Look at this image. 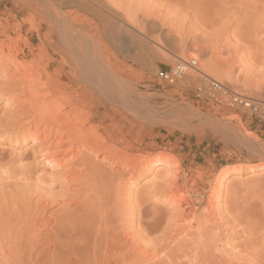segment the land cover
<instances>
[{
  "label": "rangeland",
  "instance_id": "obj_1",
  "mask_svg": "<svg viewBox=\"0 0 264 264\" xmlns=\"http://www.w3.org/2000/svg\"><path fill=\"white\" fill-rule=\"evenodd\" d=\"M102 1L105 2L106 9L108 6L111 8L112 5L111 11L108 10L114 15L109 13V16L112 15L119 22L117 24L119 29L110 27L106 30V27L104 28L96 19L93 27L89 29L97 33V41L103 38V42L115 59L128 61L131 65L130 74H127V84L133 89V99L140 100L141 105L139 107L123 106L121 103H117L118 105L112 103V105L99 99L85 98L83 104L86 110L90 108L97 114L90 124L99 123L101 128L109 126V130L113 133L117 128L112 122L116 126L120 123L125 124L124 131L131 132L128 133V138L133 144L138 145L137 150L132 152L135 155L154 154L162 160L163 154H169L178 159L188 175L196 179L197 188L204 202L201 209L205 207L212 188L217 186L221 205L226 201L230 204V209L224 213L232 226L223 232V237L227 236L223 248L227 252L224 255V258H228H225L226 263L230 261L228 264H262L264 262V27L259 31L253 29L256 28L254 25L264 21V2L261 3V0H114V3L113 0ZM45 6H47L46 0H0V25L4 31L13 32L15 40L17 39L21 53L18 56L19 61L24 63L30 61L34 57L33 50L45 44L49 51L48 56L42 59V65L49 62V73L52 74L55 68L59 67L71 76L74 65L63 52H58L59 44L53 42L50 46L45 43L43 34L47 31V20L41 14ZM67 9L71 7L64 8ZM151 12L159 16L158 25L152 30L148 24L144 26L145 34L148 35L145 36L132 27L131 19L140 22L144 14ZM262 14L263 16L260 17ZM123 26L133 33L136 32L140 38L131 37L123 30ZM95 44L93 46H96ZM136 52L141 56L140 61H134L132 58L137 54ZM127 55L130 58H125ZM179 58H195L198 66L189 68L179 82L160 83L156 71L170 68ZM224 67L228 73L224 72ZM2 70L0 69V85H4V81L8 79V75L3 77L4 70L1 73ZM202 74L228 85L236 92L257 99L258 110L227 106L223 101L224 96L217 92H206L200 96L199 85L204 79ZM15 89L8 90L6 96H1L0 118L6 117L10 107L15 106L14 103L12 104L13 100H16L13 92H20V89ZM115 116L116 120H114ZM127 120L129 123L126 122ZM1 128L0 264H10L6 257L8 253L18 252L17 250L26 245L28 237L31 236L32 232L25 231L24 223L27 224L26 215L29 209L34 207L33 209L36 210L33 203H36L35 201L42 195H45L44 198L50 196L51 199L55 195L53 198L56 200L60 199L61 195L66 196L67 193L63 194L66 190L64 186L69 183L66 178L63 180L64 177L56 175L52 171V165L47 164L45 160L39 161L33 172L26 174L25 168L32 161L28 155L33 147V139L23 133L25 131L12 127ZM21 155L26 156L19 160ZM162 165L164 164L154 165L152 169L134 180V184L129 189L131 191H128L133 200L137 196L149 195L152 202L155 201L165 207L169 196L157 195L152 192L153 186L151 187L156 172L161 170L159 168ZM50 207L54 208V205ZM237 214L241 219L234 222ZM23 215L24 219H22ZM247 220L250 221L246 224ZM25 232L28 240H24L23 243V239H26ZM21 235V239L17 238L20 239L19 244L21 243L18 245L16 237ZM10 246L18 249L11 250Z\"/></svg>",
  "mask_w": 264,
  "mask_h": 264
},
{
  "label": "bare ground",
  "instance_id": "obj_2",
  "mask_svg": "<svg viewBox=\"0 0 264 264\" xmlns=\"http://www.w3.org/2000/svg\"><path fill=\"white\" fill-rule=\"evenodd\" d=\"M46 4L41 10L47 20V31L43 34L45 43L50 46L53 42L59 44L58 52H63L74 65L73 75L69 76L59 67L52 74L48 72L50 63L42 65V59L48 56L49 51L45 44L33 50L34 57L30 61H19L21 53L17 39L13 32L4 31L0 25V37L3 38L0 39V69L4 70L1 71L3 77L8 75L4 85H0V98L11 89H20L18 93L13 92L16 100L13 98L12 104L15 106L10 107L7 118L3 117L6 119L0 118V128H16L33 139V147L28 155L32 161L25 168L26 174L32 173L39 161L45 160L52 165V171L64 177L63 180L66 178L70 185L67 181L65 184L68 186L63 184L67 190L63 189V194L67 193L66 198L62 195L60 197L63 199L57 197L60 198L58 200L54 199L55 195L52 199L49 195V198L42 195L44 199L36 196V201L32 198L36 202L33 203L36 210L34 207L32 209L35 211L29 209L27 224L23 221L25 231L32 232L31 236L27 235L28 240L25 232L23 243L24 240L28 242L18 250L10 246L11 250L18 252L8 253L6 257L9 263H226L228 258L225 259L224 255L227 252L223 248L227 236L224 238L223 232L232 226L224 213L230 209V204L226 201L221 205L217 186L212 188L205 207L201 209L204 202L196 179L188 175L178 159L169 154H163L162 160L154 154L135 155L132 152L137 150L138 145L128 138L131 132L124 131L125 124L116 126L112 122L117 128L114 133L109 126L101 128L99 123L90 124L97 114L90 108L86 110L83 104L85 98L121 103L123 106L141 105L140 100L133 99V89L127 84L131 65L128 61L115 59L103 38L99 39L98 44L97 33L89 29L95 24V19L106 30L110 27L119 29V22L112 15L109 16L112 5L106 9L102 0H46ZM67 6L71 9L64 10ZM158 20L159 16L151 12L144 14L140 22L131 19V25L138 33L148 36L144 26L148 24L152 30L158 25ZM262 23L254 25L256 28L253 30L262 29ZM123 30L131 37H139L124 26ZM138 53L132 57L134 61L141 60ZM225 67L224 72L227 71ZM206 92L223 95L221 89L217 91L204 87L200 90V96ZM126 122L129 123L128 120ZM25 156H19V160ZM159 163L164 165L156 172L151 187L155 194L169 196L165 207L152 202L149 195L137 196L133 200L128 191H131L129 189L134 180ZM50 205H54L55 209ZM235 218L234 222L240 220L241 216L237 214ZM21 237H16L18 245L21 244Z\"/></svg>",
  "mask_w": 264,
  "mask_h": 264
},
{
  "label": "built area",
  "instance_id": "obj_3",
  "mask_svg": "<svg viewBox=\"0 0 264 264\" xmlns=\"http://www.w3.org/2000/svg\"><path fill=\"white\" fill-rule=\"evenodd\" d=\"M197 59H183L179 58L178 61L168 69H160L157 73V78L161 82L172 84L178 79L182 77L185 71L189 68H193L197 65ZM210 88L217 91L223 92L224 99L223 101L227 106L235 107L242 106L245 108H249L251 110H258L259 102L257 99L243 93L236 92L228 85L219 83L218 81L211 79L209 77H204L201 80V85H199V89L201 88Z\"/></svg>",
  "mask_w": 264,
  "mask_h": 264
}]
</instances>
